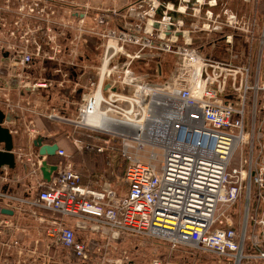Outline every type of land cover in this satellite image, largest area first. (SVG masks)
<instances>
[{"label":"built area","instance_id":"1","mask_svg":"<svg viewBox=\"0 0 264 264\" xmlns=\"http://www.w3.org/2000/svg\"><path fill=\"white\" fill-rule=\"evenodd\" d=\"M19 1L17 8L10 0L0 7V108L9 115L23 107L26 89L55 85L74 96L82 90L73 123L79 129L110 135L102 139L104 144L117 137L122 140L126 167L121 179L126 191L119 195L111 183L93 180L87 166H76L72 154L61 147L56 154L67 160L57 165L49 181L41 171L47 157L28 158L33 182L27 193L16 191L9 181L11 168L1 167L0 264H11V249H25L17 233L25 231L20 220L26 215L40 224L48 222L56 242L81 264H95L99 257L104 264H132L124 246L138 238L171 249L192 247L213 253L227 264L264 260V213L260 215L264 212V14L255 19L226 7L215 12L212 8L219 0H135L125 12L113 9L131 20L120 32L86 29V14L76 10L69 23L77 24L61 36L64 31L57 24L65 18L58 12L82 0H33L30 5ZM49 3L54 8L49 9ZM13 13L18 21L9 22ZM45 17H54L58 29L56 34L52 28L46 30L48 48L37 37L44 32ZM25 18L35 24L24 25ZM85 30L101 37L104 47L93 89L81 76L74 80L64 69L80 68L78 48ZM208 37L215 44L204 47ZM218 44L223 48L215 53ZM128 45H139L140 50L129 52ZM143 49L178 57L172 84H154L135 73L132 60L140 58ZM122 57H126L122 67L111 64ZM37 63L53 64L54 74L36 73ZM47 70V65L40 69ZM13 78L17 87L11 84ZM155 90L167 97L163 138L144 140L132 127L120 134L83 123L86 111L100 112L104 122L115 119L112 127H122L127 114L132 117V111L139 110L134 104L137 98L150 107ZM13 93L21 102L10 98ZM10 122L5 119L3 126L13 134ZM75 144L83 150V143ZM146 145L153 147L147 156ZM240 202L245 215L236 224L230 211ZM42 210L52 216L48 219ZM251 224L261 227L262 237L256 233L248 237ZM114 254L118 257L111 259ZM149 264L166 261L154 257Z\"/></svg>","mask_w":264,"mask_h":264},{"label":"crops","instance_id":"2","mask_svg":"<svg viewBox=\"0 0 264 264\" xmlns=\"http://www.w3.org/2000/svg\"><path fill=\"white\" fill-rule=\"evenodd\" d=\"M135 0H82L79 3H76L73 8L64 7L58 13L59 17L69 19V15L73 13L72 11H80L86 14L85 17V28L89 27L98 28L102 31H107L113 33L115 31L120 32L124 29V24L131 21L130 19H126L118 14H115L113 9H119L121 12L126 11V6L129 4H133ZM243 3L242 6L232 5L228 7L227 4L235 2ZM224 7L229 8L230 10L237 12L243 16L252 17L255 19H259L264 14V0H254L251 2H247L246 0H219V4L217 7H213L212 10L215 12H220ZM71 11V12H70ZM160 13V12H159ZM81 16V14H79ZM122 20V22H121ZM123 24V26H122ZM87 30L83 33V48L79 44L78 52H79V66L80 68L76 67H68L70 70L71 75L73 76L74 80H77L79 76H81L82 82L85 84H89V86L93 89L95 88L96 84L99 80L98 75V68L101 65V58L104 53V47L102 38L99 36H93L87 34ZM81 43V41L79 42ZM100 43V48H99ZM215 44L214 40L211 37L205 38V42L203 44L204 47L208 45L211 47ZM69 46V45H67ZM70 47V46H69ZM137 50H140V46L136 45ZM84 49V51H83ZM98 49L101 51V54L98 55ZM128 50V49H127ZM142 50L141 57L135 58L132 60V69L134 70L135 66L139 64V62L143 61L144 63L147 62L150 56L155 57V54H145ZM153 52L154 50H150ZM211 51V48H210ZM134 52V51H132ZM100 56V57H99ZM126 57L118 58L112 60V65L116 64L119 67L123 66ZM141 60V61H140ZM45 65L48 66V70L46 72L40 71ZM55 67L58 65L55 64ZM54 65L47 64L44 65L42 63L36 64V73L40 72V75L50 76L54 74ZM135 71V70H134ZM163 71V69H162ZM161 73V71H159ZM136 73V72H135ZM141 77H145L146 74H140ZM78 75V77H77ZM57 78H61L60 75L56 76ZM24 96L22 98L26 99L20 109L16 108L9 113L10 122L9 125L13 129L14 133V143H15V152L19 153L23 158L19 159L16 157V161H18V166L15 169H11L9 174V181H11V185L15 186V190L21 193H27L32 185V178L31 174H29L30 166L28 161L29 157L37 158L38 148L34 146V140L37 137H42L44 143L46 144H58L59 147L64 148L68 153L72 155L74 152L81 153L84 155V150H79L75 144L77 141L78 143H82L83 140L78 136V129L76 125L73 123V120L77 117V109L78 103L80 100V94L78 96H74L69 94L67 91L60 90L59 93H55V85L49 86L44 89H39L38 91H26L23 92ZM22 93V94H23ZM10 98L12 100L19 101V99H14L15 94H11ZM59 101V102H58ZM55 114L60 116V118H55ZM144 112H142L141 108L137 110L136 116L133 117V121L139 120V118L143 117ZM102 116L97 115L96 117H88L84 116L82 120L84 124L92 123L95 125H102L104 121L100 119ZM131 119V118H130ZM91 120H97L96 123L91 122ZM126 121V120H125ZM131 122V120H128ZM139 125V124H135ZM109 126L104 125V128L107 129ZM135 128V127H134ZM112 129V128H111ZM136 130V129H135ZM16 131V132H15ZM87 138H93V134L87 133ZM94 139L96 144L93 142L89 143L88 146L96 147V149L91 148L92 151H97L100 153H105V150H101L99 147L107 148V142L105 144L101 140L100 136H96ZM101 140V142H100ZM110 143V142H109ZM108 143V144H109ZM84 149V148H83ZM105 155H108L105 153ZM109 156V155H108ZM84 157V156H83ZM64 159V161L62 160ZM47 160L52 165H61L64 164L67 160L65 157H61L57 154L53 156H48ZM72 162L74 160L72 158ZM76 165V163H74ZM77 166V165H76ZM87 169L94 174L91 169L87 167ZM93 180L99 182L98 175L94 174ZM109 179L117 178L115 174H108ZM113 181H110L111 184ZM94 183V181H93ZM113 187V186H112ZM20 224L25 231L18 232V236L21 239L20 245L25 248V240L29 239L28 232L26 227L23 225L22 220H20ZM33 241L36 245H32L31 249H11L9 258L11 264H48L53 262L51 259H55V254H49L48 252H44L42 249L38 248L37 243H40L41 240L37 236L32 237ZM135 240H132L134 242ZM130 243V242H129ZM34 246V247H33ZM166 246V245H164ZM130 247L126 244V249ZM168 246H166L167 248ZM134 248H138L137 244ZM169 248V247H168ZM118 257L117 255H111V259ZM101 258H96L95 264H104L100 262ZM66 264H71L67 262ZM246 264H264V260H249Z\"/></svg>","mask_w":264,"mask_h":264},{"label":"rangeland","instance_id":"3","mask_svg":"<svg viewBox=\"0 0 264 264\" xmlns=\"http://www.w3.org/2000/svg\"><path fill=\"white\" fill-rule=\"evenodd\" d=\"M7 1L9 0H0V7L4 6ZM12 8H17V6L21 5L22 3L19 0H10ZM33 0H25L26 5H30ZM240 1V0H239ZM54 3H49V9L54 8ZM228 7H231L232 5L242 6L243 3L235 2L227 4ZM207 9V8H206ZM10 15V14H9ZM13 17L9 19V22H15L18 21V18H15L17 15L13 13ZM15 18V19H14ZM22 19V18H21ZM24 25H26V22L35 24L34 19H23ZM43 28L44 32H39L37 34V37L40 39L41 43L44 44L45 48H48L46 44L49 42L50 39H48V32L46 31L49 28H52L54 31V34H56L58 31L57 27L62 31L61 36L67 33H70L74 26L77 24V21L73 20V23H69V19L60 20L61 23L57 24V27H55V18L54 17H45ZM122 22V20H121ZM59 33V32H58ZM51 32L49 33V36ZM66 36L61 37V41L65 40ZM114 43V41H111ZM84 40L81 41L80 45L83 48ZM100 48V43H99ZM223 48L222 44H218L217 49L215 50V53H219ZM127 49L129 52L137 50L136 45H128ZM84 51V49H83ZM98 55L101 54V51L98 49ZM144 53L147 54H155V57L150 56L148 63L147 62H139L137 66H135L134 70L136 73L146 74L144 79L150 80V82H153L154 84H159L161 86L170 85L173 82L174 76L177 73L176 69V62L178 61V57L173 53H166L162 51H156L153 52L150 51V49H146ZM100 57V56H99ZM101 58V57H100ZM39 61V60H38ZM159 62H160V68H159ZM39 64V63H38ZM64 69H68V67H65ZM163 69V71H162ZM161 71V73L159 72ZM168 83V84H166ZM60 88L55 87V93H59ZM131 91V90H127ZM59 102V101H58ZM87 132L93 134V138L88 139L87 138ZM100 135L101 140L102 139H110V135H105L102 133H97L93 131H87V129H78V136L83 140V150L84 155L81 153H76L72 155V158L74 160V163H76L77 166H87L91 171L98 175L99 183L104 184L106 182L113 181L112 186L117 190L119 195H122L126 191V184L124 183V180L121 179L124 170L126 167V161L121 156L122 152V140L120 138H114L111 139L109 144L107 145L108 150L105 151V153H100L97 151H92L91 148L96 149V147L88 146L89 143L93 142V144H96L94 139L96 136ZM100 140V141H101ZM85 143V144H84ZM144 147V146H143ZM134 150L133 148H131ZM148 146H145L143 154L145 156L148 155L147 151ZM161 153V152H159ZM71 154V153H70ZM84 156V157H83ZM160 156V155H158ZM64 161V159L62 158ZM17 161V166H18ZM115 174L117 178H113L112 180L109 179L108 174ZM30 174V171H29ZM14 188H16L13 185ZM262 208L264 207L263 201L261 202ZM256 211V210H255ZM42 212L45 214V216H52V214L46 210H42ZM234 213L235 216V223L241 224L243 222L244 217V210L242 202H240L236 208H232L230 211ZM264 212L261 210L260 215ZM23 225L26 227L28 232V238L25 240V249L28 250L31 249L32 245H36V243L33 241L32 237L37 236L40 238L41 242L37 243L38 248L43 250L44 252H48L49 254L53 253L55 254V259H51L53 262L48 264H66L67 262L71 264H81V262H78L76 259H73L71 256V253L64 249L60 244L56 242V239L53 237L52 231L50 229V226L48 225V222H44V224L38 223L35 218H33L30 215H26L24 218H21ZM256 233L258 235H261V227H255L251 224L249 227L248 237L253 238V234ZM134 242L128 243L130 247L127 249L130 252V257L132 259V264H149L152 258L154 257H161L166 261V264H227L224 260L218 258L213 253H205L195 250L192 247L187 248H180V249H171L166 248V246L163 245V243H159L156 240H148L145 238H138L134 239ZM137 244L138 248H134V246ZM249 249H252L251 243L249 241L248 243ZM33 246V247H34ZM126 247V245L124 246ZM130 264V263H128Z\"/></svg>","mask_w":264,"mask_h":264},{"label":"bare ground","instance_id":"4","mask_svg":"<svg viewBox=\"0 0 264 264\" xmlns=\"http://www.w3.org/2000/svg\"><path fill=\"white\" fill-rule=\"evenodd\" d=\"M151 96H152L153 104H151L150 107H148L147 104L144 103L142 97L137 98V100L135 101L134 104L135 105L138 104L137 107L138 108H141L142 112H144L143 117L139 118V120H137L135 122H129L128 121L130 118L132 120V118L136 116L137 110H133L132 112L134 113V115L132 117H130V115L127 114V116L129 117V119H123V121H122V123H123L122 124V127H119V126H117L115 128L112 127L115 124V119H109V121L111 122V124L110 123H107V122H103L102 123V126L104 127V125H108L109 127L106 130L111 131V132H114V133L116 131H119L120 134H122L123 132H129L128 128L129 127H132L134 130L136 129L135 130L136 133H139L143 137L144 140H147L146 139L147 137H149L151 139H154V140H157L159 138H163L166 131L162 128V126L165 125V123L163 122L162 119H163V115L166 112V110H165V108H166L165 104L167 102V97L160 90L153 91L151 93ZM150 113H151V115H150ZM166 114H167V112H166ZM97 115L102 116L100 112L88 113L86 111L83 114L82 118L84 116H88V117H92L93 118V117H96ZM169 115H171V113H169ZM164 119H166V118H164ZM101 120L104 121L101 118L100 119V122H101ZM91 122L96 123L97 120H91ZM144 122H146V123H144ZM88 124H92V123H88ZM135 124H139V125H136L135 126ZM146 146H148L149 148H151V150L153 149V147L150 146V145H146ZM141 147H143V146H141ZM151 152H153V151H151ZM156 154L157 153L155 152V154H152V155L155 156Z\"/></svg>","mask_w":264,"mask_h":264},{"label":"water","instance_id":"5","mask_svg":"<svg viewBox=\"0 0 264 264\" xmlns=\"http://www.w3.org/2000/svg\"><path fill=\"white\" fill-rule=\"evenodd\" d=\"M174 15V14H173ZM11 84L13 87H17V80L12 79ZM10 120V116L6 115L4 111L0 108V168L3 166H9L11 169H15L17 166L16 155H15V143L14 136L10 132L8 127L3 126L4 120ZM34 146L38 148V154L40 157H48L56 154L59 149L58 144H46L43 141L42 137H37L34 140ZM58 169L57 165H52L48 162L47 159L42 161L41 171L43 177L46 180H50L53 172ZM3 212L12 214L11 210L3 209Z\"/></svg>","mask_w":264,"mask_h":264},{"label":"flooded vegetation","instance_id":"6","mask_svg":"<svg viewBox=\"0 0 264 264\" xmlns=\"http://www.w3.org/2000/svg\"><path fill=\"white\" fill-rule=\"evenodd\" d=\"M60 90L69 92L68 90H63V89H60ZM81 91H82V90H78V93H77L76 96H78L79 94L81 95V93H82Z\"/></svg>","mask_w":264,"mask_h":264}]
</instances>
